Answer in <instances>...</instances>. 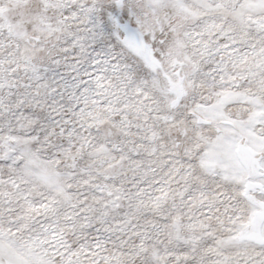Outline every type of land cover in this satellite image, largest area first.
I'll use <instances>...</instances> for the list:
<instances>
[{"label": "snow or ice", "instance_id": "6c2138e0", "mask_svg": "<svg viewBox=\"0 0 264 264\" xmlns=\"http://www.w3.org/2000/svg\"><path fill=\"white\" fill-rule=\"evenodd\" d=\"M0 264H264V0H0Z\"/></svg>", "mask_w": 264, "mask_h": 264}]
</instances>
